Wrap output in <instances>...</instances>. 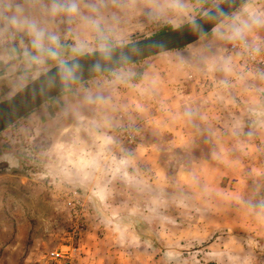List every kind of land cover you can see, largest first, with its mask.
Here are the masks:
<instances>
[{"label": "rangeland", "instance_id": "1", "mask_svg": "<svg viewBox=\"0 0 264 264\" xmlns=\"http://www.w3.org/2000/svg\"><path fill=\"white\" fill-rule=\"evenodd\" d=\"M223 1L0 0V46H11L21 67L43 72L84 54L170 31ZM244 47L264 52V0L246 1L202 39L173 50L179 54L174 58L190 70L201 74L205 67L200 79L185 84L192 96L183 102V112L164 94L144 106L134 101V112L119 109L115 123L104 130L74 124L59 144L54 135H39L36 127L47 123L42 113L2 132L0 154L15 147L24 149L25 157L20 169L0 173V264L211 262L210 243L221 239L226 244L227 229L210 231V199L224 212L223 189L229 181L219 179L213 166L243 158L249 169H239L241 175L234 173L237 178L232 179L246 181L242 210L264 213V141L253 131L257 111L234 104L250 100L245 88L264 77L245 74ZM163 54L124 67L125 75L114 71L106 82L129 90L131 83L135 89L147 79L153 62L156 69L163 68ZM106 89L90 82L84 91ZM232 94L235 100L227 104ZM178 95L183 94L174 98ZM65 101L61 109L68 105ZM212 101L222 110H208ZM57 108L52 104V111ZM218 114L221 123L216 122ZM124 128L139 133L138 144L128 145ZM96 132L102 136L98 143ZM231 137L238 144H255V149L243 155L232 148L227 154L226 139ZM98 144L105 154L100 158L93 154ZM149 151L153 169L134 157ZM253 248L247 244L243 250L244 264H250ZM55 250L67 259L52 261L48 254ZM221 257V264H232L231 257Z\"/></svg>", "mask_w": 264, "mask_h": 264}, {"label": "crops", "instance_id": "2", "mask_svg": "<svg viewBox=\"0 0 264 264\" xmlns=\"http://www.w3.org/2000/svg\"><path fill=\"white\" fill-rule=\"evenodd\" d=\"M11 48V46L7 45L0 46V103L11 98L22 87L30 83L44 72L48 71L45 70L41 72V70L36 71L30 68L26 69L25 67H21L22 64L19 63V60H16L18 54H16V52H14V50ZM163 55L164 56H160L161 58H159L163 68L156 69L154 67L156 64L153 62V68L151 69V72L148 70V72L145 73L147 75L144 77L147 76V79H144V82H141L137 88H135L136 90L133 88L131 83H127V86L131 87L130 90L125 88L126 85H112L111 82L107 83L106 81L109 80L111 75L109 73L105 76L92 79L84 84L76 86L44 103L39 108L30 113L31 116L42 113L40 116H44V120L45 118L47 120V123L36 127L39 129L37 130L39 135L41 137L42 135H45V137L54 135L56 142H58L56 144H59L61 140L68 139V133L74 124H81V126H84V123L86 126L89 124H94L104 130L107 126L113 125L115 123V114L119 109H123V107H125L124 109L129 111L131 109L132 112H134L137 108L133 104L134 101L136 103L138 102L141 106H144L146 101L151 103L155 102L158 98H162L164 94H166L167 99H169L167 102L172 100L173 103H171L175 105H171L173 107L181 108L179 110L183 112L185 110L183 107V102L187 101V97L192 96L189 94V91H185V84L187 81H189V79H200L203 75V70L205 67L201 69L202 72L199 74L198 72H194V70H190V68L181 63L180 60L175 59V55H179L175 51L166 52ZM123 69L124 68L116 70L119 73L118 75H125V72H121ZM229 70L230 69H227V72ZM151 73L153 77L150 76ZM90 82L107 86V89L102 91L100 90L97 93L93 91H84V88ZM236 84L237 83H235V85ZM251 86V89L248 87L245 88V90L248 92V96H250V100H239L234 104L239 105V109H245L246 107H250V105L256 108L257 118L256 120L253 119V125L258 124L259 127L257 126L255 129H253V131L256 132V137L255 134H252V140L258 138L260 142H262L264 141V100L262 99L264 93V77L259 80L258 84L254 83V85ZM234 90L238 91V88L234 87L233 91ZM177 93L183 95H178L176 98H174V95ZM211 96L212 95H210V97ZM237 96L239 97V95ZM69 97H74V100L72 102L69 101ZM234 100V94L231 95L230 99H225L227 104L233 103ZM63 101L66 103L68 102V105L64 107V109H61ZM175 102H177V105ZM181 102L182 104H180ZM56 103L58 104L59 108H57L55 111H52V104ZM212 103L213 104L209 105L210 107L207 108L208 110L211 109L213 111L215 110L216 112L218 109L222 110L220 108L221 105L215 104L216 102L214 101H212ZM49 104L51 106H47ZM205 107L208 106L206 105ZM60 109L61 111H59ZM56 113H58L57 117L54 118ZM28 115L25 117H28ZM135 115L137 114L135 113ZM65 116L66 121H64V123L61 122V125L58 126L55 122L60 121V119ZM50 118H53V120H50ZM215 118L217 123H221V120L223 119L222 117L219 118V114L216 115ZM69 124L70 126H67ZM101 137L100 134L96 132L94 134L93 140L97 141L98 143ZM234 139L235 138L232 137L226 139V141L229 142L226 144L227 154H229V150L231 151L232 148L235 149V152L242 151V153H244L243 155H247L249 151L255 149V144L242 145L238 144ZM102 147L103 144H98L97 153L93 152L97 158L105 155ZM18 151L22 155L24 161V149L21 150L18 148ZM4 154H12L14 157H16L19 161V169L21 168L23 161L20 164V159L15 156L13 152L7 151ZM152 156V151H149L145 152V155H142V158H137V155L134 157L136 162L140 161L138 162L139 164L148 165L151 163ZM230 159H233V157L231 156ZM249 166L250 165L246 163L243 158L242 162L240 158H237L236 160L233 159L232 161L230 160L229 162H225L223 165L220 162L218 165L213 166L214 169L217 170V173H219V179L225 177L229 178V181L227 186H225L223 189V193L225 194L224 203L226 207L224 212L219 213L217 208L212 203L213 199H210V206L214 208L213 210L210 208V216L209 219H207L209 222H212L210 231L212 233H216L221 229H227L226 237L224 238L226 244H223V240L221 239H216L217 241L214 240L210 243L209 250L211 251V255L217 259L216 260L212 257V259L209 260L211 263L221 264V255H226L228 258L231 257L233 259L232 264H237L240 261H242V264H244L247 260H245V257H243V255H245V251L243 250L247 248V244H251L254 245L256 249L253 248V250L250 251V264H264V213L255 209H249L248 211L242 210L243 199L245 200L244 196L246 195L244 193L246 181H241L238 179L237 182H234L232 180L241 175L239 169H241V171H247ZM149 168L153 169L154 167L150 165ZM234 173L237 174V177L234 176Z\"/></svg>", "mask_w": 264, "mask_h": 264}, {"label": "water", "instance_id": "3", "mask_svg": "<svg viewBox=\"0 0 264 264\" xmlns=\"http://www.w3.org/2000/svg\"><path fill=\"white\" fill-rule=\"evenodd\" d=\"M248 0H224L201 17L127 45L78 56L44 72L0 103V134L49 100L92 79L151 57L183 49L209 34ZM19 168L12 154L0 155V173Z\"/></svg>", "mask_w": 264, "mask_h": 264}, {"label": "built area", "instance_id": "4", "mask_svg": "<svg viewBox=\"0 0 264 264\" xmlns=\"http://www.w3.org/2000/svg\"><path fill=\"white\" fill-rule=\"evenodd\" d=\"M242 55L244 58V68L247 70L246 75L258 76L264 74V52L260 50H251V48H243ZM122 133L127 134L128 145L134 146L139 143V133L133 130H127L124 128ZM69 206H73V202L68 203ZM48 257L53 260H65L66 254L63 251H52L48 254Z\"/></svg>", "mask_w": 264, "mask_h": 264}, {"label": "flooded vegetation", "instance_id": "5", "mask_svg": "<svg viewBox=\"0 0 264 264\" xmlns=\"http://www.w3.org/2000/svg\"><path fill=\"white\" fill-rule=\"evenodd\" d=\"M9 151H11V152H13V154H15V156H17L19 159H20V164L22 163V161H23V157H22V155L20 154V152L17 150V149H15V148H12V149H9L8 150V152ZM7 152V151H6ZM5 152H3V153H1V154H4ZM0 154V155H1ZM19 169V168H18ZM14 170V169H13ZM12 170V171H13Z\"/></svg>", "mask_w": 264, "mask_h": 264}, {"label": "trees", "instance_id": "6", "mask_svg": "<svg viewBox=\"0 0 264 264\" xmlns=\"http://www.w3.org/2000/svg\"><path fill=\"white\" fill-rule=\"evenodd\" d=\"M207 264H215V263L208 262Z\"/></svg>", "mask_w": 264, "mask_h": 264}]
</instances>
